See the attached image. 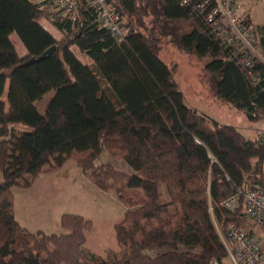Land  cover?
Segmentation results:
<instances>
[{"label":"trees","instance_id":"1","mask_svg":"<svg viewBox=\"0 0 264 264\" xmlns=\"http://www.w3.org/2000/svg\"><path fill=\"white\" fill-rule=\"evenodd\" d=\"M201 1L108 0L130 28L118 44L87 0H78L75 18L48 0H0V264L226 260L216 224H245L243 206L224 203L264 187V131L251 139L189 106L160 52L167 40L208 59L213 94L263 123L264 62L249 69L237 62L215 39L207 12L196 10ZM209 4L213 10L214 1ZM256 33L264 59V26ZM13 35L27 57H20ZM52 47L47 59L19 67ZM49 94L41 112L37 104ZM104 150L134 173L97 165ZM70 160L127 207L115 225L120 251L108 249L104 257L88 250L93 223L82 215L61 217L64 234L33 232L17 220L14 188H30Z\"/></svg>","mask_w":264,"mask_h":264},{"label":"rangeland","instance_id":"2","mask_svg":"<svg viewBox=\"0 0 264 264\" xmlns=\"http://www.w3.org/2000/svg\"><path fill=\"white\" fill-rule=\"evenodd\" d=\"M241 4L245 15L250 17L255 29L258 26H264V0H241ZM12 39L17 49L23 47L22 42L16 36H13ZM162 45L160 58L173 70L174 78L184 93L185 102L189 106L222 124L239 128L251 139L262 134L264 131L263 122H251L243 111L222 103L213 94L205 72L208 59H201L180 50L167 40ZM258 55L263 59L261 47L258 50ZM50 96L51 94L47 95L42 102L37 104L41 112L44 111ZM96 164H112L119 171L129 174L134 173L133 169L125 163L121 156L114 158L107 150L103 151ZM62 173L65 178L61 180L66 181L60 194L61 201H63L61 207H64L68 212H72L70 214H84L85 218L93 223L92 230L88 232L86 248L104 257L107 249L120 251L115 225L123 220L127 207L115 193H101L84 176L75 161H68ZM2 181L3 175L0 172V183ZM49 184V182H39L33 189L31 188L34 184L30 187V190L29 188L24 189L27 192L20 193L17 192L19 188H14V191L18 193L16 194L18 204L25 201L30 206L33 205L35 209V214L33 213L25 218L23 223L29 226L32 231L38 230L41 226V228L48 230L46 234H64L66 231L62 228L61 221L56 223L53 219L56 214L47 215L46 217L43 214V210L53 208L55 205V203H52L55 201L54 198H51L52 202L45 207L41 203L43 197L51 195ZM53 197H59V194L56 193Z\"/></svg>","mask_w":264,"mask_h":264},{"label":"built area","instance_id":"3","mask_svg":"<svg viewBox=\"0 0 264 264\" xmlns=\"http://www.w3.org/2000/svg\"><path fill=\"white\" fill-rule=\"evenodd\" d=\"M53 6L75 18L78 0H48ZM96 10L101 26L107 29L118 44L125 42L130 28L108 0H87ZM215 7L209 11L210 0H202L196 10L207 12V22L215 39L232 51L239 63L251 68L255 62L264 60L258 55L260 43L256 29L250 24L241 0H213ZM243 206L244 225L230 224L218 232L227 249L223 263L215 264H264V187L250 188L228 198L224 206L237 209Z\"/></svg>","mask_w":264,"mask_h":264},{"label":"crops","instance_id":"4","mask_svg":"<svg viewBox=\"0 0 264 264\" xmlns=\"http://www.w3.org/2000/svg\"><path fill=\"white\" fill-rule=\"evenodd\" d=\"M34 1L36 3H42L45 0H34ZM42 24L54 35V37L56 39H58V40L61 39L62 36H61L60 32L57 31L50 23H48L47 21H42ZM13 36H15V35H13ZM12 41H13V39H12ZM17 50H18V53H19V55H20L21 58H25V57L28 56L27 50L24 47V45H23V47H21L20 49H17ZM65 165H64V167H62L61 169H59L57 171L46 172V173L40 174L37 177L36 182L34 183L33 187L31 188V189H33L39 182H41V183L49 182L50 183L49 184V187H50V192L49 193L51 195H47V196L43 197L41 203L45 207L47 204H50V202H52L51 201V198H54L55 201L52 202V203H55V205H54L53 208H51V207L50 208H46L45 210H43L44 212L43 211L42 212H43V214H45V217L47 215H55L56 214L55 217L53 218L54 221H56V223L58 221H61L60 219H61V217L64 214H66V213H72V212H68L64 207H61L63 201H61L62 200V197H60V194H61V190L63 188L64 182L66 181V180H61V179L62 178H65V176H63V173H62L63 170H64V168H65ZM78 180H75V181L77 182ZM18 190L19 191H17V192H19V193L20 192H27V190L20 189V188ZM29 190H30V188H29ZM99 191L101 193H103V194L111 193V192H103L101 190H99ZM17 192L14 191V197H15V215H16V218H17V220L19 221V223L22 226H24V227L28 228L29 230H31V228L29 226H27L26 224L23 223V220H25V218H27L28 216H31L33 213L35 214V209H34L33 205L30 206L25 201H23L20 204H18V202H17V196H16V194H18ZM56 193L59 194V197H56L58 199H56L55 197H53ZM22 195L24 196V194H22ZM58 202H59V204H58ZM82 216L86 217L84 214H82ZM39 229H41V230H39ZM37 231H42L44 233H47L48 230H46L44 228H41V226H40V228H38V230H35L33 232H37Z\"/></svg>","mask_w":264,"mask_h":264},{"label":"water","instance_id":"5","mask_svg":"<svg viewBox=\"0 0 264 264\" xmlns=\"http://www.w3.org/2000/svg\"><path fill=\"white\" fill-rule=\"evenodd\" d=\"M55 50H56V47H52V48L48 49L46 52H44L41 56H39V57H33V58H30V59L26 60L19 67L30 66L33 63H36V62H40L42 60H45L48 57H50Z\"/></svg>","mask_w":264,"mask_h":264}]
</instances>
